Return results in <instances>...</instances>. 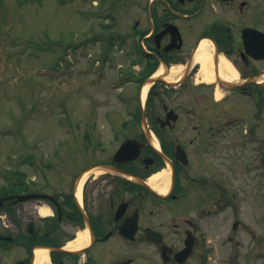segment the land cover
Wrapping results in <instances>:
<instances>
[{
    "label": "flooded vegetation",
    "instance_id": "af4514ba",
    "mask_svg": "<svg viewBox=\"0 0 264 264\" xmlns=\"http://www.w3.org/2000/svg\"><path fill=\"white\" fill-rule=\"evenodd\" d=\"M121 1L129 3L109 0L108 10L125 13L116 7ZM135 7L127 11L138 15L132 30L114 33L138 43L137 78L157 77L148 87L155 102L144 106L146 126L140 115L123 120L112 150L86 131L79 151L46 163L40 188L0 195V264H188L202 225L237 204L227 187L229 149L241 166L243 156L232 144L249 145L247 169L259 168L264 0H140ZM220 60L235 75H223ZM129 138L137 142L130 158H115ZM165 168L160 193L147 180ZM29 193L43 196L16 198Z\"/></svg>",
    "mask_w": 264,
    "mask_h": 264
},
{
    "label": "rangeland",
    "instance_id": "374dc122",
    "mask_svg": "<svg viewBox=\"0 0 264 264\" xmlns=\"http://www.w3.org/2000/svg\"><path fill=\"white\" fill-rule=\"evenodd\" d=\"M139 1L127 0L128 5L121 1L116 7L135 9ZM101 4V0H0L2 185L4 174L23 171L29 190L40 188L46 163L59 164L62 153L77 152L86 131L112 150L117 143L112 135L136 110L137 83H121L138 71L130 62L128 45L111 46L109 59L103 60V42L86 39L118 28L128 31L138 15L115 10L113 18H105L104 10L111 4ZM146 97L147 93L143 104ZM263 115L259 168L247 169L254 154L249 145L242 143V151L241 142L232 144L243 156L241 166L229 149L227 187L237 204L202 225L203 237L188 264H264ZM192 188L195 219L200 208H193L198 192Z\"/></svg>",
    "mask_w": 264,
    "mask_h": 264
},
{
    "label": "bare ground",
    "instance_id": "6f19581e",
    "mask_svg": "<svg viewBox=\"0 0 264 264\" xmlns=\"http://www.w3.org/2000/svg\"><path fill=\"white\" fill-rule=\"evenodd\" d=\"M200 45H201V50H203V51L205 50L206 54H207L206 57H204V60L202 62V70H206L207 71L208 70L207 59L211 55L210 47L206 48L207 47L206 42H203ZM219 64H220L219 65L220 66V71L222 72L223 75H232V74H234L233 70L230 68L228 63H226L223 60H220ZM175 73L176 72L172 71L170 76H168L167 78L171 79ZM205 78L207 80H211L212 79V75H211L210 71L206 73ZM147 86H148V84L144 85V87L141 90V98L140 99H142V100L145 97ZM168 179H169V171H168L167 168H165V169H161L160 171H158L155 174H153L147 181H148V184L152 188L156 189L160 193H164L166 191L165 189H166V187L168 185ZM40 211H41V213H45L44 209H41ZM76 245L77 244H74L73 247H77ZM44 252H45V250L43 248H37V250H36V253H44Z\"/></svg>",
    "mask_w": 264,
    "mask_h": 264
},
{
    "label": "trees",
    "instance_id": "16d2710c",
    "mask_svg": "<svg viewBox=\"0 0 264 264\" xmlns=\"http://www.w3.org/2000/svg\"><path fill=\"white\" fill-rule=\"evenodd\" d=\"M105 1V0H103ZM95 40L92 38V41ZM6 178V182H4L6 184V186L0 187L2 192L4 194H9L11 193L12 189L14 188L15 182L14 180L16 179V182L18 183L19 180H21L19 177L24 176L23 171H9L8 176L7 175H3ZM23 181L21 180V182H19L18 185L22 186L24 183H22ZM16 183V184H17Z\"/></svg>",
    "mask_w": 264,
    "mask_h": 264
},
{
    "label": "water",
    "instance_id": "95a60500",
    "mask_svg": "<svg viewBox=\"0 0 264 264\" xmlns=\"http://www.w3.org/2000/svg\"><path fill=\"white\" fill-rule=\"evenodd\" d=\"M148 80H150L151 82L152 81H154L155 79L154 78H148ZM140 112L142 113V108H141V105H140ZM141 118L143 119V114L141 115ZM135 143H136V141L135 140H133V139H127V140H124V142H123V144L121 145V147L119 148V150L117 151V153H116V155L117 154H120V153H122V155L123 154H127L128 153V150L130 149V146H134L135 145ZM137 152H138V148L136 149V151H135V153L133 154V156H135L136 154H137ZM131 156V155H130ZM128 158H130V157H128ZM31 196H35V195H26V196H19L18 198L19 199H25V198H29V197H31ZM191 247H192V243H191Z\"/></svg>",
    "mask_w": 264,
    "mask_h": 264
}]
</instances>
